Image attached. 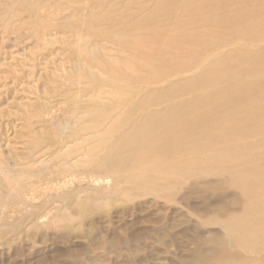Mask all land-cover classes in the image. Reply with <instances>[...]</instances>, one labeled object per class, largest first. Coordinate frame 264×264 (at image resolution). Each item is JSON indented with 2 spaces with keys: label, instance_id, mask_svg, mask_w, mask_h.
<instances>
[{
  "label": "rangeland",
  "instance_id": "374dc122",
  "mask_svg": "<svg viewBox=\"0 0 264 264\" xmlns=\"http://www.w3.org/2000/svg\"><path fill=\"white\" fill-rule=\"evenodd\" d=\"M17 2L0 0V264H264V0ZM106 168L122 180L91 187Z\"/></svg>",
  "mask_w": 264,
  "mask_h": 264
},
{
  "label": "bare ground",
  "instance_id": "6f19581e",
  "mask_svg": "<svg viewBox=\"0 0 264 264\" xmlns=\"http://www.w3.org/2000/svg\"><path fill=\"white\" fill-rule=\"evenodd\" d=\"M84 1H85V0H84ZM109 1H110V0H109ZM116 1H117V0H116ZM119 1H120V0H119ZM18 2H19V0H18ZM18 2H17V3H18ZM196 2H197V1H196ZM104 3H105V2H104ZM106 3H107V2H106ZM100 4H101V3H100ZM99 6H100V5H99ZM13 7H14V6H13ZM102 7H103V6H102ZM82 16H83V15H82ZM83 17H84V16H83ZM131 37H132V36H131ZM79 38H80V35H79ZM129 38H130V36H129ZM135 38H136V40H137V37H135ZM169 38H170V37H169ZM80 39H81V38H80ZM80 39H79V40H80ZM253 51H254V50H253ZM14 58H15V57H14ZM52 64H53V63H52ZM218 70H219V69H218ZM197 71H198V70H197ZM189 74H190V73H189ZM184 78H185V77H184ZM172 79H173V77H172ZM175 79H176V78H175ZM167 80H168V82H169V78H168ZM153 81H154V79H153ZM162 81H163V80H162ZM164 81H165V79H164ZM154 82L156 83V80H155ZM154 82H153V83H154ZM157 82H159V81H157ZM168 82H165V83H168ZM79 83H80V82H79ZM153 83H152V84H153ZM163 83H164V82H163ZM165 83H164V85H165ZM159 84L162 85V83H158V85H159ZM150 85H151V84H149L148 87H149ZM154 85H155V84H154ZM161 85H159V86H161ZM144 86H145V85H144ZM152 86H153V85H152ZM155 86H157V85H155ZM159 86H158V87H159ZM167 86H168V85H167ZM149 88H150V87H149ZM160 88H161V87H160ZM160 88H159V90L161 91ZM146 89H147V86H146ZM145 91H146V90H145ZM147 91H148V90H147ZM147 91H146V92H147ZM165 91H167V90H165ZM152 92H153V90H152ZM26 93H27V92H26ZM158 93H160V92L158 91ZM158 93H157V94H158ZM144 94H145V93H144ZM160 94H161V93H160ZM165 94H166V93H165ZM142 97H143V95H142ZM154 100H155V99H154ZM139 101H140V100H139ZM143 103H144V102H143ZM142 105H143V104H142ZM22 106H23V105H22ZM24 106H25V105H24ZM24 108H25V107H24ZM113 110H114V109H113ZM158 110H159V109H158ZM74 111H75V110H74ZM109 111H110V110H109ZM111 111H112V110H111ZM243 111H244V110H243ZM25 112H26V111H25ZM77 112H78V111H77ZM83 112H84V111H83ZM85 113H86V112H85ZM85 113H83V114H85ZM91 113H92V112H91ZM108 113H109V112H108ZM243 113H244V112H243ZM18 114H19V113H18ZM72 114H73V113H72ZM87 114H88V113H87ZM113 114H114V113H113ZM147 114H148V113H147ZM244 114H245V113H244ZM78 115H79V114H78ZM222 115H223V114H222ZM73 116H74V115H73ZM73 116H72V117H73ZM112 116H113V115H112ZM112 116H110V117H112ZM88 117H89V116H88ZM224 117H225V116H224ZM224 117H222V118H224ZM70 119H71V118H69V120H70ZM112 119H113V118H112ZM114 119H115V118H114ZM72 120H73V119H72ZM222 120H223V119H222ZM109 121H111V120H109ZM135 121H136V120H135ZM164 121H165V120H164ZM47 122H48V121H47ZM58 122H59V121H58ZM66 122H67V120H66ZM79 122H80V121H79ZM87 122H88V121H87ZM64 123H65V122H64ZM67 123H68V122H67ZM93 123H94V122H93ZM168 123H169V121H168ZM168 123H167V124H168ZM69 124H70V122H69ZM85 124H86V122H85ZM90 124H91V123H90ZM112 124H113V122H112ZM168 125H169V124H168ZM73 126H74V125H73ZM179 126H180V125H179ZM168 127H169V126H168ZM67 128H68V127H66L65 130H66ZM94 128H95V127H94ZM110 128H111V127H110ZM177 128H178V127H177ZM182 128H183V127H182ZM183 129H184V128H183ZM104 130H105V129H104ZM107 130H109V129H107V127H106V131H107ZM101 131H102V130H101ZM106 131L103 132V133H109V131H107V132H106ZM110 131H111V130H110ZM171 131H172V130H171ZM111 133H112V132H111ZM165 133H166V132H165ZM88 134H89V133H88ZM97 134H98V133H97ZM75 135H76V134H75ZM83 135H84V134H83ZM100 135H101V134H100ZM102 135H103V134H102ZM105 135H106V134H105ZM105 135H104V136H105ZM66 136H68V135H66ZM106 136H107V135H106ZM119 136H120V134H119ZM72 137H73V136H72ZM100 137H101V136H99L98 138H100ZM185 137H187V136H185ZM81 138H82V137H81ZM89 138H91V137H88V139H89ZM94 138H96V137L94 136ZM109 138H110V137H109ZM109 138H108V139H109ZM69 139H70V138H69ZM79 139H80V138H79ZM106 139H107V138H106ZM108 139H107V140H108ZM80 140H81V139H80ZM90 140H91V139H90ZM168 140H169V139H168ZM76 141H77V140H76ZM82 141H83V140H82ZM99 141H100V140H99ZM197 141H199V140L197 139ZM96 142H97V141H96ZM203 142H205V141H203ZM203 142H202V143H203ZM65 143H66V142H65ZM88 143H89V142H88ZM88 143H87V144H88ZM148 143H149V142H148ZM199 143H200V141H199ZM241 143H242V142H241ZM23 144H24V143H23ZM55 144H56V143H55ZM87 144H86V147H87ZM89 144H90V143H89ZM193 144H194V143H193ZM208 144H209V143H208ZM244 144H245V143H244ZM28 145H29V144H28ZM52 145H53V144H52ZM71 145H72V144H71ZM76 145H77V144H76ZM13 146H16V145L13 144ZM21 146H22V145H21ZM73 146H74V145H73ZM190 146H191V145H190ZM6 147H7V146H6ZM49 147H50V146H49ZM55 147H56V146H55ZM64 147H65V146H64ZM66 147H67V146H66ZM66 147H65V148H66ZM76 147H77V146H76ZM80 147H81V146H80ZM103 147H104V146H103ZM103 147H102V149H103ZM175 147H176V146H175ZM178 147H180V146H178ZM206 147H207V146H206ZM246 147H247V146H246ZM7 148H9V147H7ZM18 148H19V147H18ZM47 148H48V146H47ZM47 148H46V149H47ZM51 148H52V147H51ZM51 148H50V149H51ZM81 148H84V147H81ZM107 148H108V147H107ZM203 148H204V147H203ZM207 148H208V147H207ZM243 148H245V146H243ZM10 149H11V148H10ZM24 149H25V148H24ZM33 149H34V148H33ZM33 149H32V150H33ZM63 149H64V148H63ZM68 149H69V147H68ZM74 149H75V148H74ZM159 149H160V148H159ZM240 149H242L241 146H240ZM0 150H1V149H0ZM11 150H12V149H11ZM14 150H15V149H14ZM14 150H12V151H14ZM17 150H18V149H17ZM19 150H20V149H19ZM19 150H18V151H19ZM25 150H26V149H25ZM28 150H29V149H28ZM55 150H56V149H55ZM65 150L67 151V149H65ZM77 150H80V149L78 148ZM99 150H100V149H99ZM185 150H186V149H185ZM185 150H184V151H185ZM198 150H199V149H197L196 151H198ZM2 151H3V150H2ZM18 151H17V152H18ZM20 151H22V150H20ZM23 151H24V150H23ZM58 151H60V150H58ZM85 151H87V150L85 149ZM196 151H195V152H196ZM200 151H201V150H200ZM200 151H199V152H200ZM203 151H204V150H203ZM206 151H207V150H206ZM14 152H15V151H14ZM17 152H15V155H17V154H16ZM27 152H28V151H27ZM38 152H39V151H38ZM41 152H42V151H41ZM195 152H194V153H195ZM207 152H208V154H209V151H207ZM6 153H7V152H6ZM22 153H23V152H21V154H22ZM57 153L60 154L59 152H57ZM66 153H67V152H66ZM68 153H69V152H68ZM73 153H74V152H73ZM96 153H97V152H96ZM106 153H107V152H106ZM175 153H176V152H175ZM184 153H186V152H184ZM204 153H206V152L204 151ZM0 154H1V152H0ZM63 154H64V153H62V155H63ZM69 154H70V153H69ZM87 154H88V153H87ZM189 154L192 155L191 152H190ZM208 154H206V155H208ZM210 154H211V153H210ZM2 155H3V153H2ZM56 155H57V154H56ZM76 155H77V154H76ZM85 155H86V154H85ZM85 155H84V156H85ZM158 155H159V154H158ZM158 155H157V156H158ZM191 155H190V157H191ZM202 155H203V154H202ZM59 156H61V155H59ZM59 156H58V157H59ZM63 156H64V155H63ZM63 156H62V157H63ZM66 156H67V155H66ZM69 156H70V155H69ZM69 156H68V157H69ZM74 156H75V155H74ZM84 156H83V157H84ZM101 156H102V155H101ZM104 156H105V155H104ZM173 156H174V155H173ZM188 156H189V155H188ZM188 156H187V154H186V158H187ZM198 156H199V155H198ZM200 156H201V155H200ZM62 157H61V158H62ZM77 157H78V156H77ZM86 157H87V156H86ZM88 157L90 158V156H88ZM102 157H103V156H102ZM192 157H193V156H192ZM192 157H191L190 159H192ZM201 157L203 158V156H201ZM210 157H212V156L210 155ZM234 157H235V156H234ZM0 158H1V157H0ZM7 158H8V157H7ZM30 158H32V157H30ZM30 158H29V159H30ZM63 158H65V157H63ZM153 158H154V156H153ZM181 158H182V157L178 158V163H180V162L182 163V162H183L184 157H183V159H181ZM186 158H185V159H186ZM196 158H197V157H196ZM199 158H200V157H199ZM206 158H207V157H206ZM208 158H209V157H208ZM231 158H233V157H231ZM23 159H24V158H23ZM66 159H67V158H65V160H66ZM73 159H74V158H73ZM77 159H78V158H77ZM172 159H173V158H172ZM176 159H177V158H176ZM176 159H175V160H176ZM179 159H181L180 162H179ZM203 159H204V158H203ZM26 160H27V159H26ZM26 160H22V161L25 162ZM30 160H31V159H30ZM30 160H29V161H30ZM58 160H59V159H58ZM60 160H61V159H60ZM60 160H59V161H60ZM62 160H63V159H62ZM74 160H76V159H74ZM74 160H72V161H74ZM82 160H84V159L82 158ZM92 160H94V158H93ZM157 160H158V158H157ZM159 160H161V159H159ZM197 160H198V159H196V161H197ZM204 160H205V159H204ZM16 161H17V160H16ZM20 161H21V160H19V162H20ZM38 161H39V160H38ZM40 161H41V160H40ZM42 161H43V160H42ZM70 161H71V160H70ZM88 161H91V160H88ZM97 161H98V160H97ZM146 161H147V160H146ZM172 161H173V160H172ZM196 161H195V162H196ZM199 161H200V160H199ZM66 162H67V161H66ZM78 162H79V161H78ZM84 162H86V161H84ZM100 162H101V161H100ZM156 162H157V161H155V164H156ZM168 162H169V161H168ZM168 162H167V163H168ZM175 162H176V161H175ZM185 162L188 163L186 160H185ZM190 162H192V161H190ZM2 163H3V162H2ZM2 163H1V164H2ZM27 163H28V162H27ZM42 163H43V162H42ZM42 163H41V164H42ZM60 163H61V162H60ZM60 163H59V164H60ZM63 163H64V161H63ZM70 163H71V162H70ZM76 163H77V162H76ZM86 163H87V162H86ZM164 163H165V165L167 164L165 161H164ZM186 163H184V164H186ZM1 164H0V165H1ZM23 164H24V163H23ZM34 164H35V163H34ZM59 164H58V165H59ZM65 164H66V163H65ZM77 164H79V163H77ZM82 164H85V163H82ZM89 164H90V163H89ZM99 164H101V163H99ZM162 164H163V163H162ZM174 164H176V163H174ZM25 165H26V164H25ZM28 165H29V164H28ZM28 165H27V166H28ZM67 165H68V164H67ZM85 165L87 166L88 164H85ZM85 165H84V166H85ZM149 165H151L150 162H149ZM153 165H154V164H153ZM176 165H177V164H176ZM179 165H180V164H179ZM18 166H19V165H18ZM21 166H22V165H21ZM27 166H26V168H27ZM56 166H57V165H55V167H56ZM11 167H12V166H11ZM24 167H25V166H24ZM51 167H52V166H51ZM51 167H50V168H51ZM61 167H62V166H61ZM70 167H71V166H70ZM70 167H69V168H70ZM75 167H77V166H75ZM75 167H74V168H75ZM82 167H83V166H82ZM0 168H1V167H0ZM12 168H13V167H12ZM12 168H11V169H12ZM53 168H54V167H53ZM57 168H58V167H57ZM66 168H67V167H66ZM83 168H84V167H83ZM5 169H6V168H5ZM11 169H10V170H11ZM21 169H22V168H21ZM24 169H25V168H24ZM47 169H48V168H47ZM54 169H55V168H54ZM61 169H62V168H61ZM91 169H93V168H91ZM172 169H173V168H172ZM1 170H3V169L1 168ZM22 170H23V169H22ZM26 170H27V169H26ZM105 170H106V171L104 172V176H101V175L98 174V172H96V171H95V172L90 171V172L94 173V174H92V176H91V180L89 179V180H90L89 182H90V184H91V187H95V188H96V187H100V186H102V187H107V188L110 187V188H112V187H111L112 183H113V185H114V183H118V182H120V181L122 180V177L124 176V174H116V173H114V171L109 170V168H106ZM156 170H157V169H156ZM176 170H177V168H176ZM176 170H174V171H176ZM16 171H18V169H16ZM55 171H56V169H55ZM136 171H137V170H136ZM189 171H190V170H189ZM5 172H6V170H5ZM8 172H9V171H8ZM24 172H25V171H24ZM90 172H89V174H91ZM171 172H172V170H171ZM10 173H11V172H10ZM21 173H22V172H21ZM113 173H114V174H113ZM4 174H5V173H4ZM83 174H84V173H83ZM83 174H82V175H83ZM85 174H86V173H85ZM85 174H84V175H85ZM112 174H113V175H112ZM167 174H168V173H167ZM5 175H6V174H5ZM16 175H17V173H16ZM61 175H62V174H61ZM153 175H154V174H153ZM176 175H177V174H176ZM7 176H8V174H7ZM71 176H72V175H71ZM85 176H86V175H85ZM25 177H26V176H24V180H26ZM48 177H49V176H48ZM75 177H76V176H75ZM147 177H148V176H147ZM175 177H176V176H175ZM80 178H81V177H80ZM85 178H86V177H85ZM89 178H90V176H89ZM17 179H18V178H17ZM63 179H64V176H63ZM67 179H68V178H66V180H67ZM69 179H70V178H69ZM72 179H73V178L70 179L71 182H72ZM152 179H154V178H152ZM21 180H23V179H21ZM76 180H77V179H76ZM87 180H88V179H87ZM45 181H46V180H45ZM58 181H59V180H58ZM73 181H74V180H73ZM79 181H82V179L79 180ZM65 182H66V181H65ZM68 182H70V181H68ZM68 182H67V183H64V182H63L64 184H63V183H62V184H63V185H67ZM14 183H15V181H14ZM55 183H56V182H55ZM74 183H75V182H73V186H74ZM26 184H27V183H26ZM53 184H54V183H53ZM79 184H80V183H79ZM84 184H85V183H84ZM119 184H120V183H119ZM48 185H49V184H48ZM59 185H60V184H59ZM68 185L70 186V183H69ZM68 185H67V186H68ZM159 185H161V184H159ZM33 186H34V185H33ZM49 186H51V185H49ZM49 186H48V187H49ZM54 186H55V185H53L52 187L54 188ZM163 186H164V185H163ZM21 187H22V186H21ZM44 187H45V185H44ZM52 187H51V188H52ZM59 187H60V186H59ZM59 187H58V188H59ZM71 187H72V186H71ZM129 187H130V186H129ZM157 187H158V186H157ZM159 187H160V186H159ZM161 187H162V186H161ZM58 188H57V190H59ZM62 188H63V187H62ZM77 188H78V187H77ZM162 188H163V187H162ZM164 188H167V187H164ZM27 189H28V188H27ZM35 189H36V188H35ZM64 189H65V188H64ZM71 189H72V188H71ZM86 189H87V188H86ZM156 189H157V188H156ZM107 190H108V189H107ZM109 190H111V189H109ZM36 191H37V190H36ZM111 191H113V188H112ZM137 191H138V190H137ZM59 192H60V191H59ZM69 192H70V191H69ZM78 192H79V191H78ZM81 192H83V191H81ZM81 192H80V193H81ZM92 192H93V191H92ZM92 192H90V193L92 194ZM122 192H123V191H122ZM26 193H27V192H26ZM33 194H34V193H33ZM81 194H82V193H81ZM81 194H80V195H81ZM85 194H86V193H85ZM104 194H107V193H104ZM121 194H122V193H121ZM145 194H146V193H145ZM14 195H15V194H14ZM56 195H57V193H56ZM63 195H64V194H63ZM78 195H79V194H78ZM80 195H79V196H80ZM93 195H95V194H93ZM140 195H141V194H140ZM143 195H144V194H143ZM146 195H147V194H146ZM76 196H77V195H76ZM107 196H108V195H107ZM121 196H122V195H121ZM138 196H139V195H138ZM144 196H145V195H144ZM15 197H16V195H15ZM102 197H105V196H102ZM117 197H118V196H117ZM19 198H20V196H19ZM21 199H22V198H21ZM48 199H49V198H48ZM77 199H78V198H77ZM80 199H81V198H80ZM80 199H79V200H80ZM108 199H109V196H108ZM118 199H119V197H118ZM19 200H20V199H19ZM30 200H31V199H30ZM75 200H76V199H75ZM86 200H89V198L86 199ZM20 201H21V200H20ZM20 201H19V202H20ZM94 201H95V200H94ZM103 201H104V199H103ZM103 201H102V202H103ZM105 201H107V200H105ZM116 201H117V200H116ZM22 202H23V201H22ZM22 202H20V203H22ZM88 202H89V201H88ZM20 203H19V204H20ZM105 203H107V202H105ZM45 204H46V203H45ZM26 205H27V203H26ZM39 205H40V204H39ZM103 205H105V204H103ZM163 205H164V204H163ZM21 206H22V205H21ZM37 206H38V205H37ZM80 206H81V205H80ZM28 207H29V206H28ZM43 207H44V206H43ZM65 207H66V206H65ZM65 207H64V208H65ZM44 208H45V207H44ZM46 208H47V206H46ZM54 208H56V207H54ZM42 209H43V208H42ZM19 210H20V209H19ZM43 210H44V209H43ZM51 210H52V209H51ZM51 210H50V211H51ZM53 210H54V209H53ZM53 210H52V211H53ZM62 210H63V208H62ZM65 210H66V208H65ZM46 211H49V210L46 209ZM50 211H49V212H50ZM20 212H22V211H20ZM33 212H34V211H33ZM37 212H38V210H37ZM41 212H42V211H41ZM43 212H44V211H43ZM50 213H51V212H50ZM28 214H29V213H28ZM125 214H126V213H125ZM23 215H24V214H23ZM47 215H48V214H45V213H44V215L42 214L40 217L38 216V218H39V219H40V218L43 219V218L47 217ZM50 215H51V214H50ZM23 217H24V216H23ZM52 218H53V217H52ZM236 219H237V218H236ZM243 219H244V218H243ZM243 219H242V220H243ZM45 220H46V219H45ZM48 220H49V219H48ZM52 220H53V219H52ZM55 220H57V219H55ZM58 220H59V219H58ZM35 221H36V220H35ZM37 221H39V220L37 219ZM49 221H51V220H49ZM245 222H246V221H245ZM248 222H249V221H248ZM30 223H31V222H30ZM249 223H250V222H249ZM32 224H33V223H32ZM37 224H38V223H37ZM223 224H224V223H223ZM232 225H233V224H232ZM222 226H223V225H222ZM230 226H231V225H230ZM255 227H256V226H255ZM225 228H226V226H225ZM237 228H238V227H237ZM232 229L234 230L233 227H232ZM257 229H258V227H257ZM222 230H223V229H222ZM223 231H224V230H223ZM225 231H226V230H225ZM231 231H232V230H231ZM261 231H262V230H261ZM261 231H260V232H261ZM257 232L260 233L259 231H257ZM263 232H264V231H263ZM224 233L227 234L226 232H224ZM261 233H262V232H261ZM225 234H224V235H225ZM227 235H228V234H227ZM251 235H252V234H251ZM233 238H234V237H233ZM228 240H229V238H228ZM232 241H234V240H232ZM263 241H264V240H263ZM236 242H237V241L235 240V244H236ZM237 243H239V242H237ZM239 244H241V243H239ZM239 244H238V245H239ZM242 247H245V246L242 245ZM243 250H244V249H243ZM253 258H255V257H253ZM255 259H256V258H255ZM245 263H246V262H245ZM251 263H252V262H251ZM258 263H259V262H258ZM247 264H250V263L248 262ZM254 264H255V263H254Z\"/></svg>",
  "mask_w": 264,
  "mask_h": 264
}]
</instances>
